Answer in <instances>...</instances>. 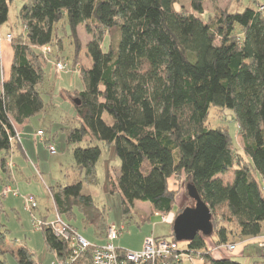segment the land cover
Here are the masks:
<instances>
[{
    "label": "trees",
    "instance_id": "trees-1",
    "mask_svg": "<svg viewBox=\"0 0 264 264\" xmlns=\"http://www.w3.org/2000/svg\"><path fill=\"white\" fill-rule=\"evenodd\" d=\"M10 1L0 0V26L9 19ZM206 1L217 0H190V10L177 7V0H26L18 15L23 30L11 33L10 73L1 82L0 187L14 182L12 156L25 155L16 125L22 127L44 111L39 89L43 65L53 51L55 25L67 17L66 33L75 46L72 70L83 60L80 25L94 33L86 44L91 65L82 68L84 88L70 96L78 124L67 131V142L77 145L73 156L80 176L58 191L49 188L57 214L77 230L72 218L78 207L85 223L100 235L109 227L105 211L84 189L98 182L102 148L94 141L100 140L114 144L120 160L119 166L108 170V180L110 192L121 197L125 218H131L137 200L149 202L153 212H171L179 191L171 181L183 178L187 194V186H193L209 206L211 237L217 236V245L261 235L264 10L252 0L242 11L216 6L203 18ZM45 46L50 51L45 52ZM56 57V64L64 61L66 69L68 59ZM212 107L233 111L240 151L227 126H207ZM37 136L53 144L54 137L47 138L45 131L43 137ZM230 172L226 180L223 176ZM36 173L40 174L37 168ZM3 199L0 195V264H7L4 256L10 251L4 247L10 230L2 222ZM189 206L182 205L178 213ZM40 230L47 251L59 262L94 264L92 246L71 260L74 249L68 240L48 224ZM206 238L198 233L184 251L199 255L203 264H242L231 256L214 258ZM260 251L264 258L262 247ZM11 252L19 264H38L35 252L26 246Z\"/></svg>",
    "mask_w": 264,
    "mask_h": 264
},
{
    "label": "rangeland",
    "instance_id": "rangeland-1",
    "mask_svg": "<svg viewBox=\"0 0 264 264\" xmlns=\"http://www.w3.org/2000/svg\"><path fill=\"white\" fill-rule=\"evenodd\" d=\"M26 0H11L10 12L8 21L1 26V33L5 37L6 33L12 31L17 34L23 30V26L18 17L19 10ZM260 1L264 5V0ZM252 0H217L216 2L206 1L204 4L205 11L202 15L207 18L208 15L214 12L216 6L223 9L229 8L230 11H242L246 6L251 5ZM191 9L190 0H177V7ZM94 29V26L91 25ZM68 19L64 17L54 28V42L51 44L52 54L49 61L43 65L44 80L39 86L43 100L45 101L44 111L40 114L31 117V119L22 125L21 138L25 144V148L30 151V144L35 152L31 153V159L37 164L40 174L36 173L34 165H19L17 158L22 157L14 154L11 160L13 166V176L15 188L19 195L10 194L3 196L5 212L2 214V222L9 231L6 244L8 250L18 246H26L35 252V260L38 264H49L47 255H54L47 251L43 232L36 228L35 220H43L41 217L45 213L49 214L48 220L55 218V204L53 197L49 192L58 191L61 187L73 182L80 176L79 170L76 167L73 149L77 145H69L67 142V131L74 125L78 124V116L73 99L70 97L76 90H83L84 80L82 76L83 67L88 68L91 65L90 60L86 56V44L92 38V33L85 29L84 25H80L79 33L82 39L83 56L82 64L76 70H72L71 65L74 63L75 46L72 43L68 33ZM0 33V35H1ZM61 40V45H60ZM14 54L13 46L7 44L6 41L0 42V93L1 82L3 80V70L7 76L12 57ZM68 59L67 68L58 72L56 67L57 57ZM4 68V69H3ZM106 119L111 122V117L105 114ZM227 126L236 150L242 149V141L238 137L239 126L234 120L233 111L227 108L212 107L210 109L207 126L216 128L218 126ZM17 129H20L18 125ZM42 128L45 131V136L54 137L53 144L56 148V153L51 154L48 146L40 138L36 139L37 130ZM35 143L39 146L37 151ZM94 144L102 148V155L97 163V183L86 184L85 192L92 195L96 206L100 207L106 213V220L109 226L123 227L119 237L115 239L114 244L129 251H137L141 248V241L147 238V235L153 237H174L173 224L165 223L159 214H154L149 202L135 201L132 208L131 218H125L122 213L121 197L118 193H111L109 190L108 170L113 166H119L120 160L115 154L114 144L95 140ZM80 145H84V142ZM32 163V162H31ZM32 167V168H31ZM110 172V170H109ZM226 180L231 177L230 173H225L223 176ZM172 188H179L177 194V204L174 211H177L179 205H195V201L190 198L186 192V187L183 178H175L171 181ZM1 190V188H0ZM33 197L38 207L32 211L26 209L24 197ZM50 212L48 213L47 209ZM147 214L149 220H143L140 215ZM74 215L72 218L77 232L84 236L94 245H102L106 243L107 230L100 235L94 227L85 223L83 215L78 207H74ZM68 217V216H67ZM64 216V218H67ZM182 249L188 248V241H179ZM251 250L256 251L252 261L244 260L242 264H263L264 258L258 249L253 246ZM6 248V246L4 247ZM142 249V248H141ZM7 264H19L12 252H7L4 256ZM57 260V259H56ZM57 264V261H55Z\"/></svg>",
    "mask_w": 264,
    "mask_h": 264
},
{
    "label": "built area",
    "instance_id": "built-area-1",
    "mask_svg": "<svg viewBox=\"0 0 264 264\" xmlns=\"http://www.w3.org/2000/svg\"><path fill=\"white\" fill-rule=\"evenodd\" d=\"M264 9V5H261ZM7 39L12 40L13 35L9 33ZM2 35H0V41ZM49 46L43 47L45 52L50 51ZM57 71H63L66 67L64 61H59L56 64ZM37 134L41 137L44 136L43 130H38ZM51 154L56 153L55 145L48 146ZM10 191V186H6L4 193ZM17 194V192H15ZM26 209L32 211L38 207L37 201L33 197L25 198ZM162 221L172 223L175 215L172 213L160 214ZM36 228H41L43 225L52 227L54 233L65 240H68L74 249V260L82 251L88 247H93V263L94 264H185L186 261L196 259L195 254L187 253L179 245V241L171 237H147L144 241L143 248L139 251L122 250L114 244L123 229V227H116L115 225L109 226L106 234V243L102 245H94L84 236L80 235L77 230L71 228L60 215L57 214L56 218L50 221L35 220ZM260 247L264 249V237L259 243ZM236 245L234 243H225L216 245V249H224L226 251H233ZM197 258H200L198 255ZM60 264H67L60 262Z\"/></svg>",
    "mask_w": 264,
    "mask_h": 264
},
{
    "label": "crops",
    "instance_id": "crops-1",
    "mask_svg": "<svg viewBox=\"0 0 264 264\" xmlns=\"http://www.w3.org/2000/svg\"><path fill=\"white\" fill-rule=\"evenodd\" d=\"M259 3L261 4V2L259 1ZM2 26V25H1ZM1 26H0V28H1ZM0 31H1V29H0ZM1 33V32H0ZM9 33H12V31H8L7 33H6V35H5V37L2 35V33H1V35H2V39H1V41L0 42H4V41H6V43L7 44H11V46H12V43H11V40H9V39H7V35L9 34ZM13 34V33H12ZM13 57H14V54H13ZM13 57H12V62H13ZM12 62H11V64H12ZM10 68H11V65H10ZM4 69V68H3ZM9 73H10V70H9V72H8V74H7V76H9ZM7 76H5V71L3 70V78H6ZM19 130H20V133H21V130H23L22 129V127L21 126H19ZM42 128H39L38 130H41ZM37 130V131H38ZM36 137H35V141H36V139H38V136H37V134L35 135ZM51 136H49L48 138H50ZM22 143H23V140H22ZM23 147H24V149H25V155L22 157L23 158V160L21 159V158H17V160H18V163H19V165L21 166V165H23V164H27V165H30V164H33L34 165V169L36 170V168L39 170V168H38V166H37V164H35L34 162H33V160L30 158L31 156V153H33V152H35V150H33V147H31V144H30V151H28L26 148H25V144L23 143ZM39 146L37 145V143H35V149H36V151H37V148H38ZM32 162V163H31ZM32 168V167H31ZM1 188V190H0V195L1 196H8V195H10V194H13V195H15V196H18V195H16L15 194V192L17 191V189L15 188V185L14 184H11L10 185V191L7 193V194H5L4 193V190H5V188H6V186H2V187H0ZM27 197V196H26ZM24 200H25V197H24ZM177 204V203H176ZM182 206L181 205H179L178 207H177V209L179 210L180 208H181ZM48 211V213L50 212V210H49V208L47 209ZM178 210L177 211H174V209L171 211V212H169V213H172V214H174L175 215V217H176V215L178 214ZM56 211V210H55ZM154 214H159V213H157V212H153ZM48 216H49V214H47V213H45V215L43 216V217H41V219H45V217H46V219L48 220L49 218H48ZM56 216H57V212H55V218H56ZM141 216V218L145 221V220H149V216L147 215V214H145V215H140ZM54 218V219H55ZM34 219H38V218H35V216H34ZM53 220V219H52ZM174 222V221H173ZM173 222L172 223H170V224H173ZM166 223V222H165ZM109 226V225H108ZM164 236V235H163ZM147 237H150L149 235H147ZM264 237V230H263V232H262V234L261 235H259V236H256V237H243V238H238V239H235V240H230L229 242L230 243H234L235 245H236V247H235V249L233 250V251H226V250H224V249H216L215 247H216V245H217V240H218V238H217V236L216 235H214V236H208L207 238H206V244H207V249H209L211 252H212V255H213V257L214 258H224V257H227V256H231V257H233V258H235V259H237V260H239V261H241V262H243L244 260H246V261H252V259H253V255H255V253H256V251L255 252H253V250H251L252 248H254L253 246H255L257 249H258V253H260L261 255H262V253H261V251H260V247H259V243H260V241H261V239ZM115 241V240H114ZM141 248H143V241H141ZM8 244H6V250H8ZM20 246H18V247H15V248H13V250H9V251H16L18 248H19ZM119 247V246H118ZM119 248H122V247H119ZM141 248L139 249V250H141ZM124 249V248H123ZM137 251H139L138 249H136ZM53 254V253H52ZM196 257V259H194L193 260V262L192 261H186V263L185 264H203V259L202 258H197V256H195ZM47 262H49V264H56L55 263V261H57V264H60V262L58 261V259H57V257H56V255L54 254V255H47ZM57 259V260H56Z\"/></svg>",
    "mask_w": 264,
    "mask_h": 264
},
{
    "label": "water",
    "instance_id": "water-1",
    "mask_svg": "<svg viewBox=\"0 0 264 264\" xmlns=\"http://www.w3.org/2000/svg\"><path fill=\"white\" fill-rule=\"evenodd\" d=\"M76 102L79 103V100L76 99ZM187 190L189 196L195 201V205L186 207L176 215L173 230L177 241H191L198 233L208 237L214 230L209 206L193 186L188 185Z\"/></svg>",
    "mask_w": 264,
    "mask_h": 264
},
{
    "label": "bare ground",
    "instance_id": "bare-ground-1",
    "mask_svg": "<svg viewBox=\"0 0 264 264\" xmlns=\"http://www.w3.org/2000/svg\"><path fill=\"white\" fill-rule=\"evenodd\" d=\"M261 5H263V4H261ZM261 5H259V10H264V9H261L260 7H261Z\"/></svg>",
    "mask_w": 264,
    "mask_h": 264
}]
</instances>
